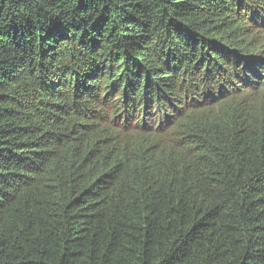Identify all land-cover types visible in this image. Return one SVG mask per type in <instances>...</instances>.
<instances>
[{
  "label": "trees",
  "instance_id": "trees-1",
  "mask_svg": "<svg viewBox=\"0 0 264 264\" xmlns=\"http://www.w3.org/2000/svg\"><path fill=\"white\" fill-rule=\"evenodd\" d=\"M0 264H264V0H0Z\"/></svg>",
  "mask_w": 264,
  "mask_h": 264
}]
</instances>
